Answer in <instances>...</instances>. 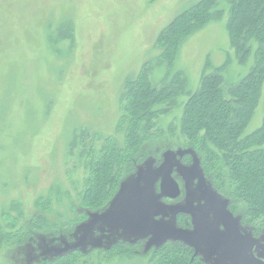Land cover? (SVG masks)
<instances>
[{"label":"rangeland","instance_id":"374dc122","mask_svg":"<svg viewBox=\"0 0 264 264\" xmlns=\"http://www.w3.org/2000/svg\"><path fill=\"white\" fill-rule=\"evenodd\" d=\"M198 1L0 0V229L7 232L0 264H41L78 253V264H147L156 247L172 241L149 243L156 232L137 235L119 219L95 224L85 244L72 247L94 214L124 211L136 218L137 181L146 191V213L176 228L223 229L200 180L227 210L245 209L238 200L230 205L227 187L204 170L202 153L181 134L186 95L154 119L159 134L127 154L115 190L102 204L83 208L78 200L95 155L112 145L132 149L126 123H119L125 82L160 54V31ZM219 8L220 19L182 41L172 72L154 68V83L166 84L181 71L193 92L207 59L211 68L205 71L211 72L229 58L221 72L225 90L251 70L257 42L239 63L226 28L227 1L220 0ZM263 118L264 83L244 134ZM112 247L130 254H109ZM227 251L202 245L194 256L204 264H230Z\"/></svg>","mask_w":264,"mask_h":264},{"label":"trees","instance_id":"16d2710c","mask_svg":"<svg viewBox=\"0 0 264 264\" xmlns=\"http://www.w3.org/2000/svg\"><path fill=\"white\" fill-rule=\"evenodd\" d=\"M225 1L229 5L226 28L239 63H245L250 55V42H257L251 70L225 90L221 72L229 65V58L212 67L211 72L205 71L211 68L207 59L199 86L193 92L187 90L186 78L181 71L173 72L166 84L154 83L151 80L154 68L164 65L171 71L182 41L211 20L220 19L223 9L219 8L220 0H199L175 16L157 35L156 46L161 49L160 54L144 61L138 73L124 84L123 114L119 123H126L125 140L132 149L126 148L125 153L112 145L95 155L89 184L78 195L81 207L96 208L110 196L122 172L119 167L123 160L129 159L127 154L137 150L144 140L156 137L159 132L153 131L154 119L173 108L179 96L186 95L180 117L181 134L202 153L204 170L214 174V179L218 178L220 184L227 187H222L226 194L241 199L254 218L262 216L264 118L257 129L250 134L244 133L264 83V0ZM6 234L0 229V245ZM115 248L108 249L112 251L109 254H130L127 248ZM192 248L183 242L172 241L161 249L156 247L147 264H204L194 256ZM78 256L79 253L57 255L52 261L43 260L41 264H78Z\"/></svg>","mask_w":264,"mask_h":264},{"label":"water","instance_id":"95a60500","mask_svg":"<svg viewBox=\"0 0 264 264\" xmlns=\"http://www.w3.org/2000/svg\"><path fill=\"white\" fill-rule=\"evenodd\" d=\"M199 178L202 179L200 175ZM200 180V188L203 195L209 202V204L216 209L219 217L223 219L224 230H217L211 227H205L197 230H188L176 228L175 226L166 223L162 220L150 217L145 210L144 202L146 200V191L140 187L137 181L136 187L140 196L136 203L137 215L136 218L132 217L128 212L114 211L107 212L101 215L94 214L91 220L84 229L81 239L72 245V247H78L85 244L88 235L95 224L103 221H109L112 219H119L123 221L128 229L137 235H145L149 231L156 232L157 236L149 241V243L160 244L165 240L180 241L194 248V255H197L202 245L206 244L210 248L215 246H224L230 249V246H239L240 251L249 250L252 248L250 239L243 237L237 226L236 220L229 210L226 209V201H219L208 190ZM250 244V245H249ZM230 257V253L228 255Z\"/></svg>","mask_w":264,"mask_h":264},{"label":"flooded vegetation","instance_id":"af4514ba","mask_svg":"<svg viewBox=\"0 0 264 264\" xmlns=\"http://www.w3.org/2000/svg\"><path fill=\"white\" fill-rule=\"evenodd\" d=\"M237 200L244 204L241 199L231 196L230 205L232 201ZM245 206L246 205L244 204V207ZM230 213L236 220V226L240 234L243 237L250 239V244L253 246L251 249L245 251H240L239 246H230V249L224 246L217 247L230 250L227 251L230 253V264H264V213L262 216L254 218L248 213V209L246 207L241 212H236L231 208V206ZM217 230H224V227L223 229Z\"/></svg>","mask_w":264,"mask_h":264}]
</instances>
